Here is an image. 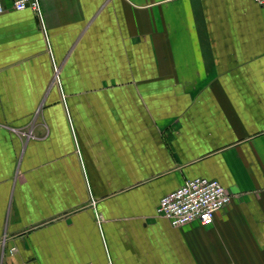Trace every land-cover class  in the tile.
<instances>
[{
    "label": "crops",
    "instance_id": "0c3cea01",
    "mask_svg": "<svg viewBox=\"0 0 264 264\" xmlns=\"http://www.w3.org/2000/svg\"><path fill=\"white\" fill-rule=\"evenodd\" d=\"M2 3L0 264H264V7ZM196 178L237 197L171 227Z\"/></svg>",
    "mask_w": 264,
    "mask_h": 264
},
{
    "label": "built area",
    "instance_id": "2783aa9c",
    "mask_svg": "<svg viewBox=\"0 0 264 264\" xmlns=\"http://www.w3.org/2000/svg\"><path fill=\"white\" fill-rule=\"evenodd\" d=\"M17 12L31 9L40 13V0H12ZM264 7V0H254ZM5 12L0 0V15ZM216 180L196 178L186 180L175 192L163 197L159 202L156 215L167 220L171 227L182 228L192 223L210 226L216 215L233 203L237 197ZM16 249L12 250L15 253Z\"/></svg>",
    "mask_w": 264,
    "mask_h": 264
}]
</instances>
